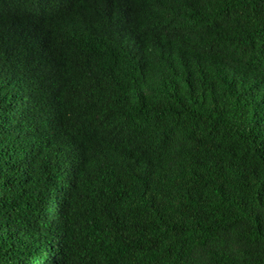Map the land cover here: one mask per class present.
<instances>
[{
	"label": "trees",
	"instance_id": "1",
	"mask_svg": "<svg viewBox=\"0 0 264 264\" xmlns=\"http://www.w3.org/2000/svg\"><path fill=\"white\" fill-rule=\"evenodd\" d=\"M0 264H264V0H0Z\"/></svg>",
	"mask_w": 264,
	"mask_h": 264
}]
</instances>
